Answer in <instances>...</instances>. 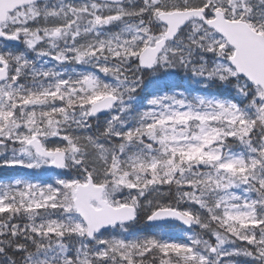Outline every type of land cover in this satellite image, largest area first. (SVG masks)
I'll return each mask as SVG.
<instances>
[{"label": "snow or ice", "instance_id": "obj_1", "mask_svg": "<svg viewBox=\"0 0 264 264\" xmlns=\"http://www.w3.org/2000/svg\"><path fill=\"white\" fill-rule=\"evenodd\" d=\"M0 264H264V0H0Z\"/></svg>", "mask_w": 264, "mask_h": 264}, {"label": "rangeland", "instance_id": "obj_2", "mask_svg": "<svg viewBox=\"0 0 264 264\" xmlns=\"http://www.w3.org/2000/svg\"><path fill=\"white\" fill-rule=\"evenodd\" d=\"M6 171V170H5ZM173 225H175V224H172L171 226H173ZM146 229L148 230V229H150L149 227H146ZM169 229H171V227L169 228H163L162 229V231H164V232H167V233H169L170 235H174V236H176L177 237V239H179V238H181L182 237V235H183V231L182 230H172V231H170ZM149 233H151L150 231H148V233L147 232H144V234H149ZM176 239V238H175Z\"/></svg>", "mask_w": 264, "mask_h": 264}, {"label": "trees", "instance_id": "obj_3", "mask_svg": "<svg viewBox=\"0 0 264 264\" xmlns=\"http://www.w3.org/2000/svg\"><path fill=\"white\" fill-rule=\"evenodd\" d=\"M172 225V224H171ZM171 225H167V226H165L164 228H170L171 227V229H169L170 231H172V230H182V228L181 227H179L178 225H173V226H171ZM146 227H148V226H146V225H142L141 226V228L143 229V231L144 232H147L148 233V231H150V232H153L154 231V229L153 228H151V227H149L150 229H146ZM183 231V230H182ZM168 232V231H167ZM169 234V233H168ZM173 238H176L177 239V237L176 236H174V235H171Z\"/></svg>", "mask_w": 264, "mask_h": 264}, {"label": "water", "instance_id": "obj_4", "mask_svg": "<svg viewBox=\"0 0 264 264\" xmlns=\"http://www.w3.org/2000/svg\"><path fill=\"white\" fill-rule=\"evenodd\" d=\"M178 225V224H177Z\"/></svg>", "mask_w": 264, "mask_h": 264}]
</instances>
